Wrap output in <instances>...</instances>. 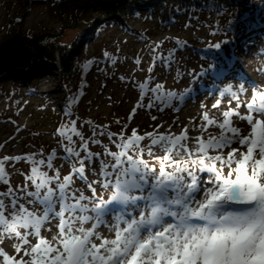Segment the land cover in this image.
<instances>
[{"label":"snow or ice","instance_id":"obj_1","mask_svg":"<svg viewBox=\"0 0 264 264\" xmlns=\"http://www.w3.org/2000/svg\"><path fill=\"white\" fill-rule=\"evenodd\" d=\"M210 6L219 13L215 0ZM241 23L251 31L255 22ZM234 28L230 21L225 34ZM229 42L206 46L221 50ZM174 43L167 52L163 41L150 45L143 81L119 77L138 92L119 131L73 113L81 90L66 98L56 148L0 157V264H264V82L238 70L230 75L233 56L227 68L213 58L199 72L177 69L174 80L187 76L188 86L166 87L152 73L178 63L186 42ZM252 55L264 77V42ZM104 58L117 63L108 52ZM133 62L139 67L141 57ZM209 75L204 89L200 78ZM197 83L214 100L211 108L201 103L202 122L177 117L128 131L138 109L179 112ZM21 161L24 170L16 167ZM15 174L23 180L14 185Z\"/></svg>","mask_w":264,"mask_h":264},{"label":"rangeland","instance_id":"obj_2","mask_svg":"<svg viewBox=\"0 0 264 264\" xmlns=\"http://www.w3.org/2000/svg\"><path fill=\"white\" fill-rule=\"evenodd\" d=\"M59 1L0 0V43L14 34H18L24 44L28 46L25 42L26 37L51 29H58L60 22L56 16H53L56 11V8L53 7ZM259 1L262 2L263 0ZM152 19L136 18L129 22L128 28H122L118 24L107 25L98 31L97 36L92 41L87 43L88 54L97 52L99 49H105L115 53V57L119 58L120 62L117 61L115 65L106 62V69L109 68V70L104 71V74L94 68L83 79L87 81L83 90L84 94L79 102L72 106L73 113L79 116L81 121L91 119L96 124L110 125L111 131L120 130L138 98V92L131 83L123 82L119 77L123 75L126 78L143 81L149 75L147 69L151 63L150 45L154 46L160 41H163L161 51L164 52L176 46L174 41L177 38L182 43L186 42V45L176 52L178 63L174 64L170 71H166L158 64L152 75L156 76L159 82L166 81V87L176 88L178 91H182L188 86L187 76L179 83L173 77H175L177 69L184 72L189 67L198 68V63L203 55L202 51L206 48V41L209 38L210 22L208 19L204 21L202 17L200 21L196 22L192 18L185 17L183 19L181 16L178 22L166 29L155 24L157 23L155 18ZM261 24L264 25V18ZM91 26L92 23L87 25L85 31L90 30ZM74 31V29L63 27L59 39L68 40ZM260 33L259 36L257 35L251 40L255 44L250 43L247 48L241 46L243 40L236 34L234 36L228 34L221 39H213L214 43L223 39H228L230 42L224 44L221 50H212L222 58L219 63H224L225 67H227L226 57L231 59L234 56L238 59L237 61L235 59L231 74L238 70L240 73L246 74L251 80L258 83L264 82V77L255 70L260 66L259 61L253 59L252 55L256 46L264 42V28H261ZM234 47H236V51ZM137 56L141 57L142 61L139 67L133 62ZM239 59L241 63H239ZM31 61H33V54ZM53 65L50 69L44 65L32 68L31 62L22 72H12L0 78V144L4 145L0 156L6 154L17 156L34 152L37 150L35 145L54 146L55 136L53 133L58 125L65 123L68 118L64 117L62 113L66 95L59 87L57 65ZM175 65L177 69L173 68ZM23 75L30 79L29 83ZM210 80H212L211 75L200 79L204 89L211 86ZM200 83L195 85L196 90L193 93V99L187 100L179 112H174L170 108L165 109L162 113L138 109L128 131L130 132L131 128L135 127L151 131L150 124L164 121L171 123L177 117L179 118L178 123L188 124L190 118H197L198 122H202L199 120L202 111L201 103H207L208 107L211 108L214 100L211 96L205 98L206 93L200 89ZM35 86L37 90L31 92V87ZM10 94L12 96H9ZM213 113L219 116V111L213 110ZM152 115L158 117L157 121L151 120ZM117 119L121 121V124L115 123ZM240 123L243 124V122ZM17 127L21 129L19 132H17ZM84 130L87 132V125L84 126ZM175 131L179 132V128H176ZM210 131L218 132V129L212 128ZM195 134L197 133H190V135ZM16 167L24 170L27 165L21 161ZM8 170L12 171L10 167ZM11 180L19 183L22 182L23 177L15 174L12 175Z\"/></svg>","mask_w":264,"mask_h":264},{"label":"trees","instance_id":"obj_3","mask_svg":"<svg viewBox=\"0 0 264 264\" xmlns=\"http://www.w3.org/2000/svg\"><path fill=\"white\" fill-rule=\"evenodd\" d=\"M215 3L219 4V13L215 7L210 6L212 0H60L53 7L56 8L53 16L58 18L60 27L25 38V42L33 53L32 68L44 65L50 69L54 66L53 64H56L59 72V87L67 98L85 89L84 84L87 85V81L83 79L92 66H97L99 63L102 66V63L108 61L104 58L105 52L116 58L115 53L105 49H99L92 54L87 53V43L92 41L98 31L107 25L118 24L122 28H128L129 22L143 17L146 20L155 18L157 22L155 24L168 29L178 22L181 16L183 19L191 17L196 22L202 17L204 21L208 19L210 22V33L213 28L217 30V35H210L206 44L207 42L213 43L214 38H222L228 34L241 36L245 42L250 36V31L245 30V25L241 23V20L254 21L253 28H256L257 22H261L264 16V2H259V0H215ZM230 21L235 28L225 34L224 30L229 27ZM91 23L90 30L85 31V27ZM63 27L75 30L66 41L59 39ZM202 52L200 66L207 67L208 62L213 58L217 61L221 60V57L207 46ZM116 59L119 61V58ZM88 61H93V63L88 65ZM24 78L29 83L30 79ZM36 90V86L31 87V92ZM57 140L58 137L55 136L52 147L41 143L35 147L37 149L43 147L45 152H49L57 147ZM12 183L15 185L17 182L12 181Z\"/></svg>","mask_w":264,"mask_h":264},{"label":"water","instance_id":"obj_4","mask_svg":"<svg viewBox=\"0 0 264 264\" xmlns=\"http://www.w3.org/2000/svg\"><path fill=\"white\" fill-rule=\"evenodd\" d=\"M31 48L24 44L18 34L0 43V78L12 72H22L32 60Z\"/></svg>","mask_w":264,"mask_h":264}]
</instances>
